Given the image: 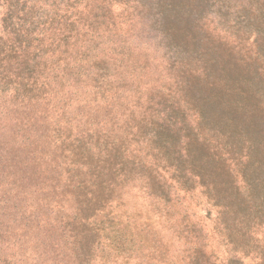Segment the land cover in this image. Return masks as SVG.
Segmentation results:
<instances>
[{
    "label": "trees",
    "instance_id": "16d2710c",
    "mask_svg": "<svg viewBox=\"0 0 264 264\" xmlns=\"http://www.w3.org/2000/svg\"><path fill=\"white\" fill-rule=\"evenodd\" d=\"M0 5V206L23 221L7 231L6 264H117L122 245L143 244L139 234L155 240L160 222L151 216L163 221L165 206L184 207L192 192L214 216L210 230L192 227L193 237L187 226H170L183 264H213L209 238L226 243L220 264L264 252V0ZM134 31L156 33L169 49L165 63L181 72L177 97L160 98L163 112L145 100L108 130L92 115L116 107L110 55ZM86 91L102 106L67 116L87 103L70 96ZM135 185L149 202L141 225L110 212ZM163 248L143 264H159Z\"/></svg>",
    "mask_w": 264,
    "mask_h": 264
},
{
    "label": "rangeland",
    "instance_id": "374dc122",
    "mask_svg": "<svg viewBox=\"0 0 264 264\" xmlns=\"http://www.w3.org/2000/svg\"><path fill=\"white\" fill-rule=\"evenodd\" d=\"M20 4H23L20 3ZM5 9L0 5V18L4 14ZM116 18L118 17V12ZM120 20V19H118ZM134 36L118 37L119 40H125L124 44H121L115 51V54H111L116 61L109 60L111 67L107 71L108 80L115 85L112 87L108 96H113L116 99V107L112 110L95 111L92 115L96 122L108 121L106 129H114V124L119 123V126L125 125V120L129 116V110L133 106L139 105L145 100H149L159 104L158 106L151 107L153 110L157 109L159 112L167 110L168 105L161 101L162 96H167L168 102H172L176 98L175 93V81L177 75H180L178 71L171 70L167 62L165 63V57L168 56L169 49L159 44L157 39V34L154 32L140 33L137 31L133 32ZM111 39V37H109ZM112 40V39H111ZM118 40V41H119ZM125 55V57H123ZM124 59H121V58ZM116 65V66H115ZM117 68V71H116ZM108 89V88H106ZM170 94V95H169ZM72 100H86L87 103L82 105L80 112L77 110L76 106H71L73 108L67 116L72 117L73 114H81L83 111L88 110L89 104H94L95 106H102L100 102L93 101V93L91 91H86L85 93L76 96L72 94ZM90 102V103H89ZM67 102H64L66 106ZM161 103V105H160ZM86 106L87 108H83ZM70 110V109H69ZM57 110L54 115L57 114ZM83 114V113H82ZM119 131V128H115ZM252 134L251 132H249ZM119 136V133L118 135ZM122 140V139H119ZM264 140V138H263ZM4 177L0 178V184H3ZM36 187L41 186V182H36ZM26 186V185H25ZM134 187V185H132ZM139 187V189H138ZM27 191L28 188L24 187ZM140 186L135 185V188L130 190L131 197L128 203L124 205L114 204L113 209L110 211L114 214H129L133 221L138 225L146 222L147 215L146 212L141 209V206H148L149 202L143 201L140 193ZM184 207L181 206V202L177 203L174 208H168L167 217L160 221L155 215L151 216L152 223L160 222L159 226H155V240L150 239L148 235L139 234L135 241L141 240L143 244H136L135 242H127L125 245L121 246L122 250H126L125 253L118 252L117 264H125L130 262L131 264H143L144 262H149L150 256H152L157 248V245L163 244V250L157 253V258H159V264H183V260L180 257L183 255L184 247L177 237L173 236L171 233L170 226L176 223L179 228L187 226L191 231L190 235L193 237L195 230L193 228H203L204 230H210L209 216L213 215V210L208 213V209L204 204L203 197L198 192H192L185 196ZM29 200L22 201L20 206L24 207L29 204ZM183 202V199H182ZM5 205L0 206V264H6V258L8 256L7 242L9 236L7 231L10 229H15L21 227L23 221H13L17 218V213L13 211H7ZM171 208V209H170ZM9 212V215H8ZM10 220V221H9ZM9 221V224L7 222ZM10 226V228H9ZM136 238V237H135ZM116 241L119 243L124 242V238H118ZM105 242V241H104ZM209 246L211 252V258H213V264H220L225 258L224 249L225 242L218 238H209L206 242ZM264 246V244H262ZM253 252V253H252ZM246 256L242 259V264H264V252L254 253V251L246 250ZM249 254V256L247 255ZM148 255V256H147ZM140 261V262H139ZM170 261V263H169Z\"/></svg>",
    "mask_w": 264,
    "mask_h": 264
}]
</instances>
